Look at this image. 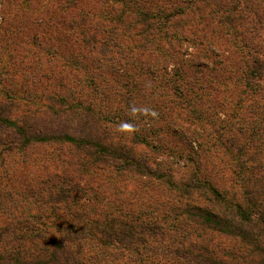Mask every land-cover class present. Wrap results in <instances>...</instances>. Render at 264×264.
Returning a JSON list of instances; mask_svg holds the SVG:
<instances>
[{"label":"trees","instance_id":"16d2710c","mask_svg":"<svg viewBox=\"0 0 264 264\" xmlns=\"http://www.w3.org/2000/svg\"><path fill=\"white\" fill-rule=\"evenodd\" d=\"M138 1L54 0L61 12L74 13L75 19L68 27L74 38L91 53L102 49L105 56L99 61H108L110 54L124 60L123 54L133 53L134 48L140 53L164 55L168 60H163L165 67L169 63L173 69L172 74L165 75L169 80L161 77L159 82L167 80L179 100L160 104L156 112L170 115L175 106L184 103L197 120L203 118V109L210 100L206 93L209 85L201 81L196 67L207 68L208 64L190 65L177 47L181 41L196 46L195 41L210 38L203 34L199 38L195 33L184 38L183 34L188 16L207 7L208 14L215 16L216 23L225 27L234 45L238 44L243 52L236 78L241 87L238 100L226 119L215 117V127H211L216 131L206 137L211 139H203V133L184 139L191 153L186 165H182L187 175L177 181L167 166L158 162L156 167H150L151 161L133 155L121 141L122 134L117 137L108 131L102 130L101 135L92 132L100 121L119 127L128 115H137L132 105L137 98L135 87L124 85L120 98L124 106L110 114L85 102L82 94L74 97V92H69V98L60 96L61 107L52 106L53 100L48 99L49 105L27 109L23 112H29V116L18 119L11 117L13 103L26 107L28 100L21 101L20 93L1 90L0 163L22 156L29 149L47 147L44 156L58 163L60 173L46 182L39 196L21 201L27 211L41 203L40 208L45 207L47 212L33 213L23 229H9L14 218L0 223V264H264V0H186L155 10ZM29 2L23 0L17 13L26 15V11H32ZM203 3L205 7H200ZM209 45V56L217 57L212 42ZM72 60L77 66L82 58L75 56ZM216 62L211 64L220 66ZM123 66L127 68L128 63L123 62ZM211 68L214 70L210 71L209 83L222 92L226 84L219 75L225 74V69ZM190 69L195 75H189ZM155 88L151 86L148 93L150 101L161 97ZM68 123L75 124L78 135L64 130ZM115 136L119 140L114 141ZM131 138L139 140L136 135ZM156 147L150 145L152 149ZM206 154L209 162L213 158L220 166L212 167L223 169L222 175L233 184L230 188L238 196L233 192L229 197L224 186L213 184L201 170V162L208 161ZM70 168L81 175L104 168L115 179L139 174L146 178L148 187L162 189L166 198L132 213L116 206L112 213L102 212L98 210L100 204L95 206L96 198L89 195V191L95 195V176L81 185L70 176ZM17 198L12 190L0 187V203L12 205ZM219 238L223 242L216 241ZM229 240L240 246H230ZM22 242L30 243L34 254L23 251Z\"/></svg>","mask_w":264,"mask_h":264},{"label":"rangeland","instance_id":"374dc122","mask_svg":"<svg viewBox=\"0 0 264 264\" xmlns=\"http://www.w3.org/2000/svg\"><path fill=\"white\" fill-rule=\"evenodd\" d=\"M0 1H3V4L0 3V94H4V91L17 92L21 94V101L26 99L29 102H26L28 103L26 107L22 105L17 107L19 103H13L12 118L29 116V112L25 115L23 111L27 109L33 111L36 107L43 108L46 104H50L48 99L53 100L52 106L61 107L60 96L69 98L67 95L69 92L71 94L74 92V97L82 94L80 96L85 102L99 107L104 114H110L111 111L119 110L124 106L120 99L125 92L124 85H131L138 89L135 93L137 98L132 102L137 115H128V119L119 127L113 122L107 124L100 121L98 129L95 128L92 132L101 135L102 130L108 131L110 136L122 134L121 141L133 155L151 161L148 163L150 167H156L155 164L158 162L167 166L170 175L174 180L179 181L187 175L182 167L183 164L186 165V158L191 153L185 141L187 137L190 134L199 136L203 133V139H211L206 137H211L212 132L216 131L211 127H215V117L226 119L230 115L231 106H234L238 100L237 95L241 87L236 82V78L239 77L238 73L242 67L243 52L239 50L238 44L234 45L225 27L216 23L215 16L211 17L208 14L204 3L199 6L205 7L206 11L202 8L199 14L188 16L187 22L184 23L187 28L183 29V34L184 38H191V33L198 34L199 38L202 34L210 38L201 43L195 41L197 47L190 41H181L177 47L184 58L190 60V65L195 62L208 64L207 68L196 67L198 75L203 77L202 79L199 76L201 81L209 85L206 93L210 100L203 109V118L197 120L184 103H180L181 106H175L170 115L166 112H156L155 109L159 108L160 104L179 100L175 98L170 89L171 86L167 83L169 79L165 75L172 74L173 64L168 63L165 67L163 60H168L164 55L147 51L140 53L139 49L134 48L133 53L123 54L124 60L116 54H110L111 58H107L108 61H99L105 56L101 53L102 49L97 48L91 53L84 47V43L74 38L68 28L75 19L74 13L61 12L54 0H30L29 7L35 12L26 11V15L17 13L24 5L23 0ZM182 1L186 0H139L138 2L141 6L155 10L158 7L167 9L176 3L181 4ZM36 37H38L37 40ZM39 42L41 46L36 45ZM211 42L212 49L217 53L215 58L209 56L207 51ZM75 56L77 59L82 58L77 66L72 60ZM216 60L220 66L211 64ZM123 62L128 63L127 68L123 66ZM211 66L217 70L225 69L226 75L223 73L219 75L220 80H225L224 84H226L222 92L209 83L210 71L214 70ZM82 67L86 70H82ZM191 74L195 75L193 69H190L189 75ZM225 76L227 79H224ZM161 77L167 80L163 79L161 83L159 82ZM151 86L156 87V92L161 95L154 101H150L151 96L148 94ZM225 88L228 91H225ZM213 114L215 116H211ZM42 116L46 118L45 115ZM28 118V121H32L30 117ZM75 127L74 123H68L64 130L75 136L78 135L74 131ZM244 133L245 131L242 134ZM132 135H136L139 140L137 142L133 140ZM116 136L114 141L119 140ZM150 145L157 147L152 149ZM47 150V147L29 149L22 156L10 157L0 163V187L12 190L18 196V200H15L12 205L0 203V223L10 222L14 218V222L9 226L10 230L23 229L24 222L33 213L43 211L45 208H40L42 205L40 203L39 207L35 208L32 205L33 209L27 211L21 206L24 204L21 201L24 198L30 200L33 198L31 195L39 196L40 190H44V187L48 185L46 182L53 181V175L60 173L58 163L44 156ZM206 158L207 162L206 160L201 162L203 167L201 170H205L211 182L224 186L229 197L233 192L237 194L233 191L235 189L230 188L233 184L227 183L226 176L222 175L223 169L216 168L220 166L213 162L215 161L213 158L210 159L212 162H209L208 155ZM89 172V175H81L75 168L69 169L70 176L81 185L86 184L91 176H95L93 179L95 195H92L90 191L89 195L96 198L95 206L100 204L99 211L108 210L112 213L116 206L123 212L132 213L141 207L152 205L150 203L152 201L166 198L162 189L156 186L148 187L146 178L139 174H132L130 178L115 179L104 168L90 169ZM27 194L28 197H26ZM19 204L21 208L15 209L14 207ZM44 211L47 212V210ZM15 221L20 223L16 224ZM216 241L223 242L220 238ZM22 243L25 244L23 251L34 254L35 249L30 243ZM227 244L240 246L238 242L231 240L227 241ZM38 252L39 246H37Z\"/></svg>","mask_w":264,"mask_h":264},{"label":"clouds","instance_id":"9594fccd","mask_svg":"<svg viewBox=\"0 0 264 264\" xmlns=\"http://www.w3.org/2000/svg\"><path fill=\"white\" fill-rule=\"evenodd\" d=\"M154 114V113H153Z\"/></svg>","mask_w":264,"mask_h":264}]
</instances>
